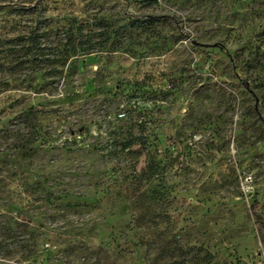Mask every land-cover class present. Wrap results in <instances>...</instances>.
<instances>
[{
	"label": "rangeland",
	"instance_id": "374dc122",
	"mask_svg": "<svg viewBox=\"0 0 264 264\" xmlns=\"http://www.w3.org/2000/svg\"><path fill=\"white\" fill-rule=\"evenodd\" d=\"M256 216L264 0H0V264H264Z\"/></svg>",
	"mask_w": 264,
	"mask_h": 264
},
{
	"label": "trees",
	"instance_id": "16d2710c",
	"mask_svg": "<svg viewBox=\"0 0 264 264\" xmlns=\"http://www.w3.org/2000/svg\"><path fill=\"white\" fill-rule=\"evenodd\" d=\"M159 18H162V17H159ZM244 87L246 89H248L247 87V83L245 84L244 83ZM133 142H129L128 145H126V148H128L130 145H132ZM257 204V202L254 201L253 205H252V209L255 211V205ZM256 222L263 228L264 227V223L263 221H261L260 217L259 216H256Z\"/></svg>",
	"mask_w": 264,
	"mask_h": 264
}]
</instances>
